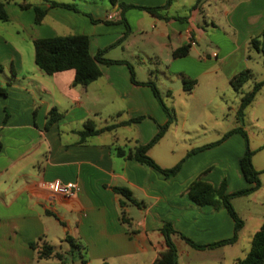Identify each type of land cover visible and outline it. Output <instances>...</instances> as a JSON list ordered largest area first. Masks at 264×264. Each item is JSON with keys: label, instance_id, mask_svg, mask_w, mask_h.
Segmentation results:
<instances>
[{"label": "crops", "instance_id": "obj_1", "mask_svg": "<svg viewBox=\"0 0 264 264\" xmlns=\"http://www.w3.org/2000/svg\"><path fill=\"white\" fill-rule=\"evenodd\" d=\"M110 2L102 8L74 4L77 12L48 4H29L30 8L23 10L16 0L0 2L6 3L9 16L8 22L0 23V264H154L166 249L162 228L167 224L175 231L172 240L178 264H224L225 256L234 253L246 230L250 231L251 248L264 214L253 217L249 212L245 216L247 222L235 244L195 249L185 239L200 246L231 239L235 221L224 206L215 209L195 204L188 188L199 177L214 188L225 181L228 194L250 187L240 168L249 142L247 145L239 133L211 142L207 128L200 133L197 127L203 117H191L189 111L196 100L203 112L224 93L225 87L207 85L204 92L199 85L202 80L214 81L218 63L264 34V0H208L196 10V0ZM121 4L167 7L158 17L138 8L123 12ZM34 7L48 10L40 25L35 24ZM200 17L211 19L213 30L222 32L223 38H213L200 26ZM12 23L14 34L7 33L9 27H5ZM63 27L64 34H58ZM71 35L88 36L92 56L104 51L105 59L129 63L138 82L155 83L152 71L149 80L141 81L126 58H106L117 45L125 52L133 39L144 37L153 57L165 59L167 70L162 74L167 80L174 76L182 82H197L191 91L182 85L187 103L181 117L177 119L171 109L176 122L148 153L163 169L181 164L175 176L166 178L153 168L117 155L118 148L129 151L147 145L167 122L153 90L132 83L127 64L101 65L102 77L88 86L73 85L74 70L47 76L36 65L35 40ZM202 41L209 45L201 52ZM188 44L187 57L173 58L175 50ZM209 50L219 53L210 54ZM235 75L228 79L229 84ZM165 95L172 98L170 90ZM52 110L60 117L48 126ZM139 117L143 120L138 123L81 141L79 133L89 120L102 129ZM234 140L237 149L230 146ZM196 149L201 150L191 153ZM253 151H261V147ZM51 181L76 182L80 191L73 198L54 194L44 186ZM115 188L128 189L141 206L126 202ZM243 198L264 206V183ZM67 239L81 248L65 262L38 259L35 244L47 243L68 253ZM249 250L244 249L245 256ZM237 260L233 258L231 264Z\"/></svg>", "mask_w": 264, "mask_h": 264}, {"label": "trees", "instance_id": "obj_2", "mask_svg": "<svg viewBox=\"0 0 264 264\" xmlns=\"http://www.w3.org/2000/svg\"><path fill=\"white\" fill-rule=\"evenodd\" d=\"M13 0H7L11 2ZM51 8H64L69 10L78 11V8L74 4H65L58 3L54 1L44 0ZM208 0H196V3L193 7L194 10L198 9L203 3ZM20 7L25 10L30 8L29 4H20ZM167 7V6H166ZM163 8H144L137 7L132 5L121 4L122 11L125 12L131 8H138L149 12L154 16L160 17V11L166 9ZM35 11V24H42L43 20L47 16V9L41 7H34ZM9 21V16L6 11V3H0V23H5ZM125 22V19L123 18ZM126 23V22H125ZM123 39L119 40L117 44L121 43ZM250 48L255 50L264 57V34L258 38L251 39ZM35 49V62L40 70L47 76H53L54 74L65 72L68 70L75 71V79L73 85L78 86H88L102 77L101 65H116V64H127L130 73L131 81L133 84L149 86L152 90L158 101L160 102L164 112L167 116V122L165 125L160 126L156 136L147 144L139 145L133 150L126 151L122 148L117 149L118 157L125 158L128 160H135L139 164L153 168L160 173H162L166 178L175 176L180 168L181 164L176 165L171 169L161 168L150 156L149 150L155 146L165 133L170 129V127L176 122V115L164 102L163 97L161 96L157 86L153 82L140 83L135 78V73L133 67L124 61H113L108 60L103 57L104 51H101L96 56H92L90 53V38L85 35H71V36H56L52 38L38 39L34 41ZM191 44L184 45L172 54L173 58H184L190 54ZM252 78L251 71L246 69L238 74H236L231 80L230 85L232 89L239 93L243 89L244 85L247 84ZM184 89L186 91L193 90L194 86L197 84L195 80L188 81L183 80ZM264 86V81L255 83L252 90L247 93H244L240 105L237 110V122L243 124L246 111L255 101L257 93ZM169 96H171L169 94ZM60 115L52 110L49 113L48 126L53 124L59 119ZM143 120V117L132 119L126 122L112 124L102 129H97L93 121L89 120L86 122L84 130L79 133L81 141H86L89 138L95 137L103 132L113 131L121 126L131 125L133 123H138ZM239 133L241 134L247 145L248 139L245 131L241 127H237L234 130L228 132L223 140L229 138L232 134ZM201 149H196L193 152H197ZM254 152L249 149L247 146L246 154L240 160V168L242 174L250 187L245 190L236 192L234 194L227 193V184L224 181L220 187L214 188L211 184L203 181L201 177L197 178L193 183L190 184L188 188V195L190 199L197 204L198 206H212L215 209L224 206L231 217L235 221L234 235L231 239L220 241L209 246H200L195 244L189 239H185L188 244L198 250L204 249H215L226 245L235 244L238 240L241 230L244 228V221L240 218L236 210L232 205V200L237 197H243L250 195L258 191L262 183L260 181L261 172L257 171L253 164ZM114 191L121 196H123L126 202L135 205L141 206L132 196V193L126 188H115ZM126 202H122V206L126 205ZM162 233L166 240V249L160 253L159 257L156 259L154 264H178V250L176 245L172 240V236L175 234L174 229L171 225L167 224L162 228ZM67 242L70 245V251L68 253H62L57 250L54 246H51L47 243L42 245L35 244L34 249L38 254L39 260H49L57 259L61 262H65L67 258L71 257L73 252L76 249H80L81 246L75 243L72 239H67ZM69 256V257H68ZM235 264H264V221L260 229L255 233L252 239L251 248L247 255L243 259H238Z\"/></svg>", "mask_w": 264, "mask_h": 264}, {"label": "rangeland", "instance_id": "obj_3", "mask_svg": "<svg viewBox=\"0 0 264 264\" xmlns=\"http://www.w3.org/2000/svg\"><path fill=\"white\" fill-rule=\"evenodd\" d=\"M1 1L3 0H0V2ZM48 1L59 3H73L82 6L83 8H102L104 5H111V0H96L95 3H92V1L90 0H87V2L86 0ZM16 2L33 5L46 4L44 0H16ZM14 3L15 2H12L10 4ZM204 21H206V23H204ZM199 23L200 26L204 27L208 31V33L213 36V38H217L218 40H221L223 38L222 32L213 30L211 19H203L202 17H200ZM205 24H207V26ZM195 26L197 27V25ZM5 27H9V32L7 33H15L16 26L14 23L6 24ZM65 29V27H63V29H60L58 31V34H64ZM207 43L209 45V41L201 42V49H199L201 50V52L202 50L206 51ZM225 44L230 46L228 42ZM140 50L145 51L146 54H143ZM214 52H216L217 54L219 53L216 50H211L209 53L213 54ZM134 54L137 57L133 58L131 56ZM107 56L106 58L110 59L126 58V60H129L135 67L137 78L141 81L149 80L148 78L150 75V71H152L154 82L162 92L165 103L170 109H175L178 115L177 119L181 117L180 114H182L183 112L182 109L187 103L185 94L182 91V85L184 84L181 80L174 78V76H171L169 80L165 78L164 74H162V72H165L167 70V65L164 62L165 59L162 57L163 59H160V61H158L153 57V55L149 52L148 47L146 46L144 37L133 39L130 42V46L128 47L127 51L125 52L122 51L121 44L117 45L114 50H112L111 53ZM158 62H160L161 64L159 65ZM246 69L251 71L252 78L247 84L244 85L241 92L237 93L233 91L229 86L230 84L228 83V79L234 74H237ZM212 81L213 82L202 80L199 84L201 85V91L203 90L204 92H206L205 87L207 85H215L221 89L225 87L224 93L220 92V95L215 97L210 107H207V109L204 108L203 112L201 111V108H203L202 104H200L196 100L193 101V106H191L192 111H189L191 117H197L199 115L203 117L199 125H197L200 133L205 131V128H207L209 134H207L206 136H211L213 138L211 142L216 143L221 142L224 138V135L232 131L234 128L241 127L247 135L250 150H258V148L261 147V151L255 153L253 161L258 168L264 169V86L257 93L255 101L247 109L243 124H239L237 122L236 115L243 94L252 90L255 83L264 81V57L255 50H252L250 48V45L248 46V48L243 47L242 49L238 50L233 56L229 57L225 62L218 63V75L214 79H212ZM168 90L172 92V98L166 97L165 92H167ZM195 123L198 124V122H194V124ZM202 137L204 138L205 136ZM230 146L233 149H237L238 143H236V141L234 140L231 142ZM260 181L261 183H264V172L260 174ZM243 197L234 198L232 200V205L234 209L241 214L244 222H247L246 217L248 216L249 212L252 213L253 217H256L259 214H264V206H261L260 204H253L249 201L248 198ZM247 224L249 227L250 224ZM249 236L250 231L246 230L242 235L239 246L235 248L234 253L225 256L224 264H231L233 258H236V260L237 258H244V249L247 248V250H249L250 248V245L248 243V240L250 238ZM220 256L221 255L219 254L217 258H220Z\"/></svg>", "mask_w": 264, "mask_h": 264}, {"label": "built area", "instance_id": "obj_4", "mask_svg": "<svg viewBox=\"0 0 264 264\" xmlns=\"http://www.w3.org/2000/svg\"><path fill=\"white\" fill-rule=\"evenodd\" d=\"M191 43L194 44L193 39ZM44 186L54 194L62 195L64 197L73 198L80 191L76 182L63 183L60 181L45 182Z\"/></svg>", "mask_w": 264, "mask_h": 264}]
</instances>
